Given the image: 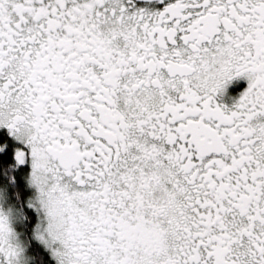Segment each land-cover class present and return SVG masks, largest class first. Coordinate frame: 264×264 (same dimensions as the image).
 <instances>
[{
	"label": "snow or ice",
	"instance_id": "snow-or-ice-1",
	"mask_svg": "<svg viewBox=\"0 0 264 264\" xmlns=\"http://www.w3.org/2000/svg\"><path fill=\"white\" fill-rule=\"evenodd\" d=\"M0 264H264V0H0Z\"/></svg>",
	"mask_w": 264,
	"mask_h": 264
},
{
	"label": "flooded vegetation",
	"instance_id": "flooded-vegetation-1",
	"mask_svg": "<svg viewBox=\"0 0 264 264\" xmlns=\"http://www.w3.org/2000/svg\"><path fill=\"white\" fill-rule=\"evenodd\" d=\"M245 84V81L243 79H240L238 82L234 79L233 82L229 83L226 86V94L224 96L219 97L220 100H222L225 103H228V94L235 95L236 92L242 88Z\"/></svg>",
	"mask_w": 264,
	"mask_h": 264
}]
</instances>
